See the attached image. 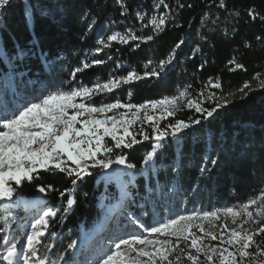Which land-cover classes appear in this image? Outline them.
Wrapping results in <instances>:
<instances>
[{"label":"trees","instance_id":"1","mask_svg":"<svg viewBox=\"0 0 264 264\" xmlns=\"http://www.w3.org/2000/svg\"><path fill=\"white\" fill-rule=\"evenodd\" d=\"M161 14L165 24L157 28L151 21ZM115 34L128 43L110 40ZM133 35L140 39L133 40ZM149 35L151 41L146 39ZM263 70L264 0H10L0 10L3 102L22 101L21 97L38 102L50 93L94 87L136 72L141 79L121 83L97 95L91 104H150L185 90L200 100L209 90L215 97L200 106L216 111L208 117L207 111L185 107L155 123L168 132L177 120L191 124L177 137L168 135L159 146L153 124L130 126L138 141L130 148H115L106 137L113 151L98 154L97 159L113 163L108 168L89 167L90 175L82 179L41 171L33 181H25L18 198L0 201V229H4L0 255L5 235L11 242L23 240L27 222L48 208L56 215L48 218L36 257L47 258V263L77 264L81 257L69 245L98 224L108 205L119 203L121 212L150 226L158 217L238 208L260 197L264 192ZM154 71L158 75H145ZM195 120L200 123L193 124ZM141 132L149 139L144 140ZM119 156L125 157V164L115 163ZM48 185L51 189L31 209L39 187ZM69 199L75 201L70 207ZM255 240L264 248V234Z\"/></svg>","mask_w":264,"mask_h":264},{"label":"snow or ice","instance_id":"2","mask_svg":"<svg viewBox=\"0 0 264 264\" xmlns=\"http://www.w3.org/2000/svg\"><path fill=\"white\" fill-rule=\"evenodd\" d=\"M163 3V0H161ZM10 4V0H0V10H5ZM152 24L157 28L165 24V19L158 21L153 19ZM133 40L140 39L133 35ZM120 39L122 43H128L125 37L112 35L110 40ZM148 41L153 39L149 35ZM100 63V61H96ZM242 67L241 65H237ZM85 68L89 65H84ZM161 69L164 62L160 64ZM79 71V69H78ZM145 75H158L155 71L145 73ZM136 72H130L122 80H109L107 83H97L94 87L81 86L70 91H58L50 93L40 102L31 103L23 107L22 110L14 113L11 117L0 115V201L13 202L18 198V188L25 182H31L36 179L40 172H60L68 176H75L76 179H82L85 175H90L89 167L101 166L108 168L113 163L111 159H97L98 154L107 156L112 153L113 147L125 148L132 147L138 143L136 136L129 131L133 123L131 119L117 118L115 115H106L113 110L126 108H135L137 112L147 109L149 106L153 109L160 108L162 118L175 115L178 108L177 101L186 95V90L179 93L176 97H165L162 100L150 102V104H121L119 102L111 104H102L99 107L90 103H84V100H91L93 95L100 92H111L119 88L121 83L128 84L133 80H139ZM219 87V84L213 85ZM80 98L81 102H77ZM227 103V102H225ZM188 107H194L196 112L207 111V116L211 117L216 109L204 110L199 102L189 101ZM223 105L218 104L217 107ZM126 115V114H125ZM136 113H133V117ZM148 121H154L151 115H146ZM199 124V120L192 122ZM79 125V127L77 126ZM154 138L159 146V142L168 135L177 137L178 134L189 127L191 124L177 120L175 124L169 125L171 132L160 130L158 125L153 123ZM123 129V135H118L119 129ZM144 140L149 136L143 132ZM106 137L114 141L113 147H109ZM130 137V140H126ZM154 155L149 152L146 162ZM91 161V165L88 163ZM115 163L125 164V157H117ZM130 167H132L130 165ZM73 184L76 180L72 181ZM51 185L39 187L41 193L51 189ZM63 195V193H61ZM258 201H264V192L258 198L250 199L242 204L239 209L228 207L212 212L193 211L188 215H181L176 219H169L166 222L159 223L147 229L150 235L165 237L164 239H149L148 237L131 236L129 239H120L114 245V250L107 255L100 264H183L182 255L187 257L190 264H203L201 256L204 257L206 264H264V248L256 245L258 251L254 254L249 251L255 244V235L264 234V225L257 233L249 234L245 229L243 231L236 228L229 229L227 224L221 226V231L217 234L214 231L205 228V222L212 225L214 221L220 219V214L230 216L232 222H236L237 217L244 216L249 220L260 223L264 220V203H261L255 214L251 211V206L257 205ZM75 201L68 200L69 207ZM56 211L48 208L42 215L31 224V233L27 236V245L25 249H18V244L11 242L9 237H3L5 250L0 255V260L6 264H46L47 258L36 257V244L40 242V237L44 236V231L49 223V217L55 216ZM257 217L259 219H257ZM240 228L243 227L241 224ZM193 228L198 229L203 235H197ZM4 231V229H0ZM225 231L227 239H224ZM205 239L211 241L219 240L221 245L205 244ZM188 249L180 247L181 242L187 243ZM75 242L69 245L74 247ZM139 245L140 247H137ZM234 248L235 251L230 249ZM255 255V259L253 258ZM33 258H36L33 261ZM62 259V257H61Z\"/></svg>","mask_w":264,"mask_h":264},{"label":"rangeland","instance_id":"3","mask_svg":"<svg viewBox=\"0 0 264 264\" xmlns=\"http://www.w3.org/2000/svg\"><path fill=\"white\" fill-rule=\"evenodd\" d=\"M252 13L256 14V12L254 10H252ZM164 17H165V14H161L159 19L164 18ZM159 19H155V20L158 21ZM261 75H264V70L262 71ZM119 80H122V79H119ZM255 87H257V85L247 86L245 89L240 91L235 96L243 95V94L249 92L250 90L254 89ZM104 93H108V92L103 91L97 95L104 94ZM97 95H93L91 100H84L83 102L91 104L92 100ZM214 97H215V95H213L209 90L205 91L203 93V96L200 100L194 99V98H192V96H190L189 94L186 93V95L184 97L180 98L177 101L178 108H177L175 114L178 111H182L183 109H185V107H188L187 105H188L189 101L199 102V104H200V103L205 102L206 99H212ZM233 97L234 96H231L228 99H231ZM4 98H6L5 95L2 96V98H0V115H5L7 117H11L14 113L18 114V111L22 110L23 107L28 106L31 103H35V102H31V101L27 100L26 98L21 97V99H23L22 101H16L15 99L11 98L10 101L12 103L9 104L7 101L3 102ZM40 101H38V102H40ZM77 102L78 103L81 102L80 98H77ZM96 107H99V106H96ZM133 113H136L135 117H133ZM106 115H108V116L115 115L117 118H121L123 116L124 119H131V120H133V123L131 124V126L135 125V124H143V125L153 124V123H157L159 121H162L168 117H171V116H168L166 118L161 119V116H162L161 109L160 108L153 109L150 106L147 109L140 110L139 112H137V110L135 108H133L131 110L126 109V108H120V109L113 110L112 112H109ZM146 115L153 116L155 118V120L154 121H148L146 119ZM77 126L79 127V125H77ZM129 131H130V127H129ZM118 135H123V129L122 128L119 129ZM127 138L128 137H126V139ZM261 203H264V201H258V204L251 206L250 210L253 211V213L255 214L257 208L259 207V205ZM35 205H37L36 200H34L30 204L31 209L34 208ZM119 205H120L119 203L118 204L116 203L113 206L108 205L105 209L104 214L102 216H100V220H99L98 224L95 225L94 227H92V229L82 232V235H81L79 241L74 246L75 247L74 251H75L76 256L79 253L81 255L80 256L81 261L78 262L77 264H100V262L103 259H105L107 257V255H110L111 252L114 250V245L116 242H118L120 239H129L133 235L140 236V237H148L149 239H154V240L155 239H164L165 237H163V236L150 235L149 232L147 231V229L152 227V226H157L159 223L166 222L169 219H176L177 217H179L181 215H188V214L193 212V211L182 212L181 214L176 215V216H172V217L166 215L163 217V219L158 217L152 221L150 226H148V225H145L144 223H142L139 220V218H137L135 215L129 214L127 211H123V212L119 211V213H118V210H119L118 206ZM239 208L240 207L234 208V209H239ZM195 211L205 212V211H200V210H195ZM42 213L43 212L38 213L36 215L34 214L32 219L27 222V224L24 227V230H26V236L23 240H21L17 243L18 249H25L26 248L27 236L32 231L31 224L34 223L35 220L38 219L40 217V215H42ZM119 215H124L125 216L124 219H126L128 222H124V219L122 220L121 217H119ZM143 217H146V214H144ZM245 219H247V218L244 216L237 217L236 222L233 223L232 218L230 216H224L221 213L220 219L213 222L215 227H213L212 225H209L207 222H205V228L219 234L221 231V226H223L224 224H227L229 229L236 228V229L241 230V231L246 229L249 232V234H254V233L258 232V229L262 225H264V220H262L259 224L256 223L254 220H249L247 223H243V221ZM257 219H259V218L257 217ZM120 221L122 222L121 224H119ZM241 224L243 225L242 228L239 227ZM193 232H195L197 235H203L196 228H193ZM257 235H261V234H256L255 237ZM255 237H254V239H255ZM224 239L225 240L227 239V232L226 231H225ZM189 243H190V241H188L187 243L181 242L180 247L186 249V251L190 250L194 253L195 252L194 249H188ZM204 243L210 244V245H220L222 247H227L226 244L221 245V242L219 240L211 241V240L205 239ZM256 245H257V243L255 240V244L252 246V248L249 249V251H251L255 254L258 251ZM137 247H140V246L137 245ZM230 250L235 251L234 248H232ZM181 255H182L183 264H190V262L187 261L186 255H184V254H181ZM253 258L254 259L256 258L255 255ZM22 259L23 258L21 257V264H22ZM35 259L36 258H33V261H35ZM261 259H264V258H261ZM201 261L203 262V264H206L203 256H201ZM0 264H6V262L0 260ZM47 264H53V263H47ZM245 264H250V262L246 261Z\"/></svg>","mask_w":264,"mask_h":264},{"label":"water","instance_id":"4","mask_svg":"<svg viewBox=\"0 0 264 264\" xmlns=\"http://www.w3.org/2000/svg\"><path fill=\"white\" fill-rule=\"evenodd\" d=\"M42 194H43V193H41V192H40V194H39V195H40V196H42Z\"/></svg>","mask_w":264,"mask_h":264}]
</instances>
